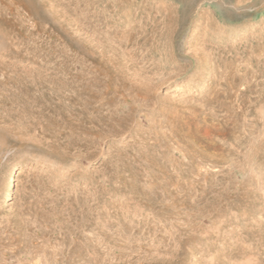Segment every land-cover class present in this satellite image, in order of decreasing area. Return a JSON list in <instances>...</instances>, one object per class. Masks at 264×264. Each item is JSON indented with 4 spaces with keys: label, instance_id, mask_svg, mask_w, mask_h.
<instances>
[{
    "label": "rangeland",
    "instance_id": "rangeland-1",
    "mask_svg": "<svg viewBox=\"0 0 264 264\" xmlns=\"http://www.w3.org/2000/svg\"><path fill=\"white\" fill-rule=\"evenodd\" d=\"M9 193L0 264H264V0H0Z\"/></svg>",
    "mask_w": 264,
    "mask_h": 264
},
{
    "label": "trees",
    "instance_id": "trees-1",
    "mask_svg": "<svg viewBox=\"0 0 264 264\" xmlns=\"http://www.w3.org/2000/svg\"><path fill=\"white\" fill-rule=\"evenodd\" d=\"M10 201H11V196H10V193H9V195H8L7 199L5 200V202L3 203V205H7L8 203H10Z\"/></svg>",
    "mask_w": 264,
    "mask_h": 264
},
{
    "label": "bare ground",
    "instance_id": "bare-ground-1",
    "mask_svg": "<svg viewBox=\"0 0 264 264\" xmlns=\"http://www.w3.org/2000/svg\"><path fill=\"white\" fill-rule=\"evenodd\" d=\"M5 196H6V194H5ZM5 196L0 200V202H4L5 201V199H6Z\"/></svg>",
    "mask_w": 264,
    "mask_h": 264
}]
</instances>
